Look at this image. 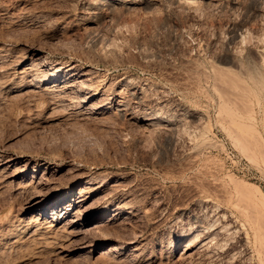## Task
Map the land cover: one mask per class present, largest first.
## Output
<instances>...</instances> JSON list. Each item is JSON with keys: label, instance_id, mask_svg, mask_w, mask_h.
<instances>
[{"label": "rangeland", "instance_id": "obj_1", "mask_svg": "<svg viewBox=\"0 0 264 264\" xmlns=\"http://www.w3.org/2000/svg\"><path fill=\"white\" fill-rule=\"evenodd\" d=\"M108 1L0 0V264H264V0Z\"/></svg>", "mask_w": 264, "mask_h": 264}, {"label": "bare ground", "instance_id": "obj_2", "mask_svg": "<svg viewBox=\"0 0 264 264\" xmlns=\"http://www.w3.org/2000/svg\"><path fill=\"white\" fill-rule=\"evenodd\" d=\"M110 1V0H109ZM108 1V2H109ZM261 1V0H260ZM107 2V3H108ZM112 2V1H111ZM257 2H258V0H254V2L253 3H256L257 4ZM105 3H106V1H101V2H99V8H101V7H103V6H105ZM260 3V2H259ZM262 4V3H261ZM112 5H114V4H112ZM127 4H125L124 6H126ZM255 5V4H254ZM258 50V49H257ZM258 53V55H261L262 56V54H264V50L262 49V51H258L257 52ZM257 55V54H256ZM236 57V56H235ZM263 58V57H262ZM263 60H264V58H263ZM233 61V60H232ZM234 61H235V59H234ZM233 61V62H234ZM237 61V60H236ZM235 61V62H236ZM264 65V64H263ZM194 66V65H193ZM250 66V65H249ZM261 66V65H260ZM216 67V66H215ZM199 68V67H198ZM218 68V72H219V74H221V72H222V74H221V80L222 81H220V79L218 80V83L219 82H222L221 84L223 85L224 83H228V84H230V85H232L233 87L234 86H236L237 85V82L235 81V80H233V79H229L224 73L227 71V69H222L221 67H217ZM217 68H215V69H217ZM250 68V67H249ZM220 69H222V71H219ZM251 69V68H250ZM213 70V69H212ZM60 72H62V70H60V69H58L55 73H49L48 75H43V76H41L40 77V79L38 80L41 84H51V83H53V82H55L52 78H54V77H56ZM216 72V70L214 71V73ZM218 72H217V74H218ZM224 72V73H223ZM224 74V75H223ZM223 75V76H222ZM215 76H217V75H215ZM215 76H214V78H215ZM220 76V75H219ZM218 76V77H219ZM205 77V76H204ZM263 76L260 74V72H258V68H257V70L255 69V71H249L248 73H246V77L245 78H243V85H244V94H245V96L247 97V98H249V96L251 95V93H252V91L253 90H255L256 91V89L255 88H260L261 87V89H262V85H263ZM53 81V82H52ZM224 82V83H223ZM225 85V84H224ZM253 85H254V88H253ZM259 90V89H258ZM222 94H224V93H222ZM220 96H221V94H220ZM219 96V97H220ZM222 99H223V97H221ZM223 100H225V99H223ZM226 101V100H225ZM226 103V102H225ZM223 105V104H222ZM225 106V105H224ZM223 106V107H224ZM97 108V107H96ZM93 109V108H92ZM95 110V109H94ZM225 110V109H224ZM228 110V109H227ZM229 111V110H228ZM226 113H227V111H225ZM235 112V111H234ZM234 112H232L235 116H237ZM228 113H230L231 114V111H229ZM229 114V115H230ZM234 116V117H235ZM231 117H232V115H231ZM235 120L237 119V118H234ZM234 119L232 120V121H234ZM236 122V121H235ZM238 125L240 126V124L238 123ZM238 125H235L234 124V127L235 126H238ZM238 126V127H239ZM241 128H242V124H241V126H240ZM236 129H237V127H236ZM239 130V129H238ZM241 130V129H240ZM239 130V131H240ZM240 132H242V131H240ZM237 133V132H236ZM239 135V134H238ZM234 139H236V138H234ZM239 140V139H238ZM236 142H237V140H235ZM239 142H240V140H239ZM237 143V145L238 144H243L242 142H240V143ZM242 149H245V147L244 146H242L241 147ZM255 156V155H254ZM256 158V157H255ZM257 160V159H256ZM263 198V197H262ZM104 209V208H103ZM106 210V209H105ZM249 221H250V225H251V228L254 230V233H255V241H256V244L258 245V248H259V253H260V255H262V260H263V262H264V229H263V227H262V225L260 224V222L258 221V218L257 217H249ZM198 237H195L194 238V234L193 235H191L190 236V238L189 239H191L190 241H188L189 242V244L187 245V251L186 252H189L190 250H192L191 248H192V246H194V244H195V242H196V239H197ZM188 242H186V244L188 243ZM189 248V249H188ZM257 248V249H258Z\"/></svg>", "mask_w": 264, "mask_h": 264}]
</instances>
